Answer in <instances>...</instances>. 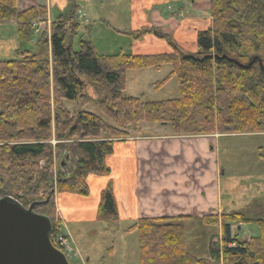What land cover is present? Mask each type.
Here are the masks:
<instances>
[{"label":"trees","instance_id":"trees-1","mask_svg":"<svg viewBox=\"0 0 264 264\" xmlns=\"http://www.w3.org/2000/svg\"><path fill=\"white\" fill-rule=\"evenodd\" d=\"M67 2V13L50 24L49 38L39 39L49 50L38 58L25 47L33 24L46 21V7L18 10L16 0H0V22L16 23L18 43L15 58L0 61V198L24 207L42 203L34 211L50 219V233H60L55 195L87 197V178L109 175L106 161L114 142L130 128L170 125L175 136L264 133V0H208L211 26L197 33L193 55L146 27L127 34L133 40L152 35L171 51L98 55L89 40L80 39L74 52L79 8L75 0ZM163 65L177 80L176 98L142 101L123 94L127 71ZM87 81L98 95L101 116L82 110L90 101ZM65 101L74 104L72 111ZM96 219L107 225L118 221L111 181L100 193ZM185 219L135 221L129 230L137 233L138 264H264V200L201 219L217 229L208 258L187 251ZM246 224L257 225L260 234L245 240L231 230Z\"/></svg>","mask_w":264,"mask_h":264},{"label":"crops","instance_id":"crops-1","mask_svg":"<svg viewBox=\"0 0 264 264\" xmlns=\"http://www.w3.org/2000/svg\"><path fill=\"white\" fill-rule=\"evenodd\" d=\"M16 1L18 10L45 6L47 9L45 25L48 27L52 21L66 14L68 10L67 0ZM121 1L128 2L129 21L126 22L129 26L124 28L123 33L128 37L127 45L134 50L133 54L128 55H152L171 51L165 41L152 35L133 40L127 34L128 32H134L144 27L156 29L169 35L183 52L193 55L198 52L197 33L205 31L211 26L208 0ZM75 2L78 5L77 0ZM113 4L116 3L113 2ZM78 8L81 10L79 6ZM52 12L55 16H52ZM99 17L102 19L103 16ZM0 24H3L4 27L11 26L13 29L12 49H9L8 52H11L12 56L18 49L16 23L3 21ZM105 24L110 26L108 23ZM46 36L48 39L49 35L46 34ZM0 45L6 44L0 40ZM43 46L45 47V45ZM48 50L49 44H47V52ZM32 54L36 55V53ZM162 69H165L163 73L156 74ZM137 72H140L136 73L140 78L150 75L151 84L155 85L156 89L166 86L169 80H175L177 84L169 65H163L159 69L144 68ZM125 87L123 94L132 97L133 94L126 92ZM156 93L154 91L153 94ZM158 95L156 94L155 97ZM163 126L165 125L141 123L135 129H128L127 137L115 140L113 152L106 161L110 169L109 175L104 177L89 176L86 180L89 192L87 197L69 193L55 195L56 214L60 221V227L63 228L61 233L68 235L75 245L77 243L78 246L84 248V255L89 253L96 255L94 251L91 252L92 246H90L89 237L93 235L94 224H101L96 219L97 207L100 193L109 181L113 184L117 205V227L123 224H133L141 218L162 217H185L183 222L197 220L203 224L201 219L204 216L241 211L240 207L237 208L235 197L230 195L229 189L221 188V178L225 176V173L221 172L217 163L212 146L214 141L212 135H208L210 137L175 136L171 127ZM260 135H264V133ZM198 148L202 149L200 154ZM241 184L238 188L243 191L249 189L250 185L254 190L259 189V185H261L259 180L253 181L251 184L243 182ZM254 200L258 199L250 198L249 203ZM211 237H209L207 245H209ZM77 245L76 248L79 250ZM123 249L124 245L121 243L119 250L123 251ZM93 258L99 259L98 255ZM83 259L88 264L90 256H85Z\"/></svg>","mask_w":264,"mask_h":264},{"label":"rangeland","instance_id":"rangeland-1","mask_svg":"<svg viewBox=\"0 0 264 264\" xmlns=\"http://www.w3.org/2000/svg\"><path fill=\"white\" fill-rule=\"evenodd\" d=\"M113 2L116 4H113ZM77 3L81 11L85 12V18L90 23L87 24L83 20L79 21V29L72 38V49L74 52L79 49V40L87 39L91 42L98 55L134 53V50L127 45L128 37L123 33L124 28L129 26L126 22L129 21L128 2H122L121 0H77ZM100 15L103 16L102 19L99 17ZM52 16H55L53 12ZM123 20L124 23H122ZM105 23H108L110 26ZM12 30L11 26L4 27L3 24H0V40L6 44L0 45V61L15 58L14 53L12 56L10 55L11 52L8 53L9 49H12L14 35ZM44 34H46L45 31L42 32L41 36ZM41 36L32 37L30 44L25 47L31 53H36L38 58H43L47 52V46L44 47L41 44L42 41H39ZM164 71L165 69H162L161 72H156V74L163 73ZM136 73L140 72L129 70L126 72L125 77L126 92H131L133 94L132 97L152 101L172 99L177 96L178 86L175 80H169L166 86L156 89L155 85L151 84L150 75L140 78ZM154 91L157 92L156 94H159L158 97H155ZM85 93L90 97V101L82 110L101 116L97 105L98 95L88 81ZM64 104L69 111L74 109L72 102L65 101ZM163 127H170V125ZM211 137L214 139L212 146L214 147L213 150L217 163L220 166L221 172L225 173V176L221 178V188L224 189L226 187L229 189L230 195L235 197L234 201L237 208L240 207V210H244L247 205H251L252 202L249 203L250 198H256L259 201L264 200V135H221L216 133L212 134ZM201 151L202 149L198 148L199 154ZM256 180H259L261 183L259 189L254 190L251 188V185L245 191L238 188L242 182L251 184ZM221 214L224 213H220L219 215ZM100 223L94 224L92 227L93 235L89 237V241H91L90 246H92L91 252L94 251V254L98 255L99 259H94L93 256L96 255H90V253L84 255V248H81L76 243L80 251L75 248V255L68 259V263L86 264L83 257L90 256V263L88 262V264H138L137 233L134 230H129L132 224H123L117 227L116 223L111 225ZM182 225L185 229L187 251L195 257H208L207 241H209V237L216 233V227L203 225L197 220L186 221ZM60 229L63 232L62 226ZM231 230L243 238L257 237L260 234L259 227L255 224L241 225L239 229H237L236 225H232ZM121 243L124 245L123 251L119 250Z\"/></svg>","mask_w":264,"mask_h":264},{"label":"water","instance_id":"water-1","mask_svg":"<svg viewBox=\"0 0 264 264\" xmlns=\"http://www.w3.org/2000/svg\"><path fill=\"white\" fill-rule=\"evenodd\" d=\"M64 165L60 161L61 169ZM41 204L24 207L11 197L0 198V264H69L50 242V219L34 211Z\"/></svg>","mask_w":264,"mask_h":264},{"label":"built area","instance_id":"built-area-1","mask_svg":"<svg viewBox=\"0 0 264 264\" xmlns=\"http://www.w3.org/2000/svg\"><path fill=\"white\" fill-rule=\"evenodd\" d=\"M76 20H83L85 23H88V19L85 18V12L80 10L76 14ZM45 27V24L42 23L36 25L34 34L40 35L45 30ZM49 238L51 239L54 246L58 248L67 258L74 257V249L76 246L68 236L52 232L50 233Z\"/></svg>","mask_w":264,"mask_h":264}]
</instances>
